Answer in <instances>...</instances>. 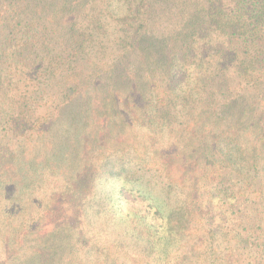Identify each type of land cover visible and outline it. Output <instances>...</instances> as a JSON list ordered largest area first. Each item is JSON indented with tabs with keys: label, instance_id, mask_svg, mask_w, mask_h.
<instances>
[{
	"label": "trees",
	"instance_id": "trees-1",
	"mask_svg": "<svg viewBox=\"0 0 264 264\" xmlns=\"http://www.w3.org/2000/svg\"><path fill=\"white\" fill-rule=\"evenodd\" d=\"M0 264H264V0H0Z\"/></svg>",
	"mask_w": 264,
	"mask_h": 264
}]
</instances>
